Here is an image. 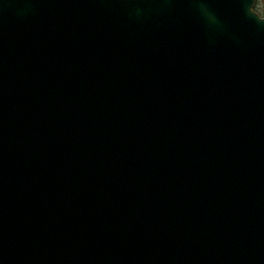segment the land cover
I'll return each mask as SVG.
<instances>
[{"label": "water", "instance_id": "obj_1", "mask_svg": "<svg viewBox=\"0 0 264 264\" xmlns=\"http://www.w3.org/2000/svg\"><path fill=\"white\" fill-rule=\"evenodd\" d=\"M257 0H0V264H264Z\"/></svg>", "mask_w": 264, "mask_h": 264}, {"label": "trees", "instance_id": "obj_2", "mask_svg": "<svg viewBox=\"0 0 264 264\" xmlns=\"http://www.w3.org/2000/svg\"><path fill=\"white\" fill-rule=\"evenodd\" d=\"M254 11L257 12L261 17H264V9L255 3Z\"/></svg>", "mask_w": 264, "mask_h": 264}, {"label": "rangeland", "instance_id": "obj_3", "mask_svg": "<svg viewBox=\"0 0 264 264\" xmlns=\"http://www.w3.org/2000/svg\"><path fill=\"white\" fill-rule=\"evenodd\" d=\"M256 3L264 9V0H257Z\"/></svg>", "mask_w": 264, "mask_h": 264}]
</instances>
